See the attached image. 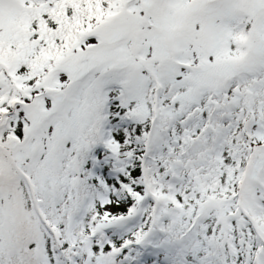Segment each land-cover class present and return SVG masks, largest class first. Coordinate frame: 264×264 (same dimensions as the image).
I'll return each mask as SVG.
<instances>
[{
	"label": "snow or ice",
	"instance_id": "obj_1",
	"mask_svg": "<svg viewBox=\"0 0 264 264\" xmlns=\"http://www.w3.org/2000/svg\"><path fill=\"white\" fill-rule=\"evenodd\" d=\"M0 264H264V0H0Z\"/></svg>",
	"mask_w": 264,
	"mask_h": 264
}]
</instances>
